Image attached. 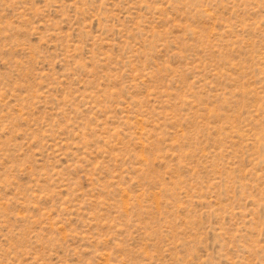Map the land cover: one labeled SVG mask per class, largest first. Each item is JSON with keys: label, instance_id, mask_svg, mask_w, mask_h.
Wrapping results in <instances>:
<instances>
[{"label": "rangeland", "instance_id": "1", "mask_svg": "<svg viewBox=\"0 0 264 264\" xmlns=\"http://www.w3.org/2000/svg\"><path fill=\"white\" fill-rule=\"evenodd\" d=\"M0 264H264V0H0Z\"/></svg>", "mask_w": 264, "mask_h": 264}]
</instances>
